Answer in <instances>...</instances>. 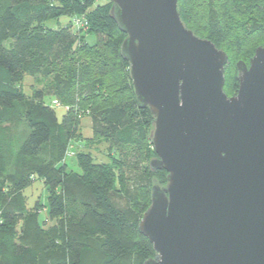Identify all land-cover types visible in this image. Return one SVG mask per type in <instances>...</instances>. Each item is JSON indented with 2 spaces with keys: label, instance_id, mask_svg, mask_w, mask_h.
<instances>
[{
  "label": "trees",
  "instance_id": "1",
  "mask_svg": "<svg viewBox=\"0 0 264 264\" xmlns=\"http://www.w3.org/2000/svg\"><path fill=\"white\" fill-rule=\"evenodd\" d=\"M24 5L34 7L35 20H71L32 28ZM111 6L109 0H0V72L11 78L0 81V264H128L130 255L143 264L155 255L137 224L150 204L152 178L159 174L164 184L166 171L149 165L152 115L137 105L120 55L125 34ZM178 9L185 25L228 59L247 61L264 44V0H178ZM73 17L87 28L74 26ZM31 72L50 76L48 90L29 96L19 90ZM56 107L64 110L61 120ZM91 113L92 136L83 139L78 126ZM14 119L26 125L16 139L5 127ZM103 145L107 160L101 161L90 148L98 153ZM66 156L80 172L69 170ZM36 179L47 191L45 207L61 218L59 230L25 213L23 191Z\"/></svg>",
  "mask_w": 264,
  "mask_h": 264
},
{
  "label": "water",
  "instance_id": "2",
  "mask_svg": "<svg viewBox=\"0 0 264 264\" xmlns=\"http://www.w3.org/2000/svg\"><path fill=\"white\" fill-rule=\"evenodd\" d=\"M137 105L152 115L149 165L166 171L137 224L143 264H264V44L236 60L181 19L178 0H109Z\"/></svg>",
  "mask_w": 264,
  "mask_h": 264
},
{
  "label": "rangeland",
  "instance_id": "3",
  "mask_svg": "<svg viewBox=\"0 0 264 264\" xmlns=\"http://www.w3.org/2000/svg\"><path fill=\"white\" fill-rule=\"evenodd\" d=\"M33 10H34V7L31 5H24L22 7L23 13H25L28 17H31V18L34 17ZM73 19H74V17H73ZM73 19H72V24L74 26H76L74 24L75 20H73ZM70 20H71V17H68V16H61L60 18H58V17L57 18L56 17L46 18L43 20H35L33 18V20L31 19V27L48 30V29L55 27V26H57V27L61 26V24L68 25ZM86 28H87V26L84 25L83 29H86ZM80 35L83 37V39L85 41H87L89 43H92V41L94 39L92 36L89 35V33L86 34V32H82ZM236 60L237 59H228V62L225 65V69H224V79H225L224 91L227 93V95H231L237 86V79H236L237 70H236L235 64H234ZM245 62L248 63V60ZM31 73L33 75L23 77L22 82L18 83L19 84V90H21L26 96L31 95L32 91L35 89H38V88L44 89L45 91L48 90L47 83L49 82V79L47 77H50V76H43L41 73H37V72H31ZM0 81L2 83L3 82L9 83L11 81V78L5 72H0ZM55 111H56L57 118L59 120H61V118L64 114V110L60 107H56ZM92 119H93V115L91 113V115L83 116L80 120V126H78V127L80 128L79 130L81 132L83 139L84 138H90L92 136V130H93L92 129V123H93V126H95V122ZM5 127H12V133L15 136V135H22L25 128H26V125H25L23 120L14 119V120H11L10 123L5 125ZM14 138L16 139V136ZM76 142L83 144L84 140L77 139ZM94 147L95 146H92L90 148V150L95 155V158L98 160H101V161L107 160V158H106L107 154L105 152L106 146H104V145L100 146V150L98 151V153L95 152V150L93 149ZM116 154L118 155V157H120V155L118 154V151ZM153 156H154V154H153ZM152 157H150V158H152ZM149 159L146 160L147 165H148ZM66 161L69 165V170L80 172V169H79L74 157H70V156L67 157L66 156ZM127 174H131V176H132L133 172H130V173L127 172ZM33 180H30L29 185L23 191V194L26 196V198H24V200H25L26 206H27V207H25V213L27 212L30 215L36 214V216H38V218L42 222V225L45 229H47V228H53V229H58V230L61 229V225H60L61 218L55 217L53 214H51L49 212L48 207H45V205L47 203L46 188L43 186V184L40 180H38V179H36L35 181H33ZM152 183H154L153 185H155L156 183L162 184V181H160L159 174L156 177L154 176L152 178ZM165 184H166V182L162 185H159V186H165ZM129 185H130V183H129ZM14 201H16V199ZM19 217H21V216H19ZM17 220H21V219H17ZM20 224H21V222L18 221L17 226H19ZM64 231H65V229H64ZM66 231H68V229ZM88 242L92 247L93 254H96L97 253V247H96L95 241L89 240ZM134 261H136V257L133 256L131 258V255L126 257V263L134 264Z\"/></svg>",
  "mask_w": 264,
  "mask_h": 264
},
{
  "label": "built area",
  "instance_id": "4",
  "mask_svg": "<svg viewBox=\"0 0 264 264\" xmlns=\"http://www.w3.org/2000/svg\"><path fill=\"white\" fill-rule=\"evenodd\" d=\"M73 20H75L74 21V24L76 26H82V27H84V25L86 26V24H87L86 21L84 19H81V18H74ZM54 103L57 105L58 104V101L54 100ZM64 108L67 109V107H65V106H64Z\"/></svg>",
  "mask_w": 264,
  "mask_h": 264
},
{
  "label": "flooded vegetation",
  "instance_id": "5",
  "mask_svg": "<svg viewBox=\"0 0 264 264\" xmlns=\"http://www.w3.org/2000/svg\"><path fill=\"white\" fill-rule=\"evenodd\" d=\"M237 83H238V82H237ZM236 90H237V88H235V90H234V92H233L232 94H234V93L236 92ZM232 94H231V95H232Z\"/></svg>",
  "mask_w": 264,
  "mask_h": 264
}]
</instances>
